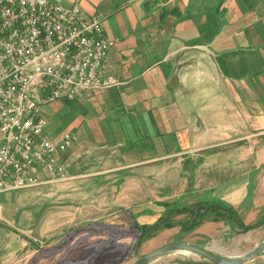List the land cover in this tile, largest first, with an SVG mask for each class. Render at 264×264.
Wrapping results in <instances>:
<instances>
[{
	"label": "crops",
	"instance_id": "1",
	"mask_svg": "<svg viewBox=\"0 0 264 264\" xmlns=\"http://www.w3.org/2000/svg\"><path fill=\"white\" fill-rule=\"evenodd\" d=\"M54 1L79 4L86 14L99 16L115 40L107 65L117 85L43 107L47 121L48 109L66 114L54 136L47 130L51 138L69 131L78 137L61 155L70 175L64 189L78 190L79 204L127 206L111 213L101 209L106 214L89 221L129 232L118 240L128 246L132 223L152 226L167 213L182 222L190 208L217 199L235 208L246 224L259 220L263 228L264 0ZM152 176L160 180L158 189ZM174 189L181 193L176 204L164 203ZM155 191L162 201L154 200ZM138 193L144 197L132 202ZM183 233L181 225L160 230L141 244L136 261L175 240L235 241L223 220H205L190 231L196 241ZM243 240L252 245L229 255L251 252L264 241V232ZM4 244L0 261L17 251L11 235ZM112 245L111 231L102 229L79 233L65 249L43 254L50 255L46 264H94L112 253ZM208 250L224 253L218 244ZM167 256L151 264H201L203 259ZM244 264H264V253Z\"/></svg>",
	"mask_w": 264,
	"mask_h": 264
},
{
	"label": "built area",
	"instance_id": "2",
	"mask_svg": "<svg viewBox=\"0 0 264 264\" xmlns=\"http://www.w3.org/2000/svg\"><path fill=\"white\" fill-rule=\"evenodd\" d=\"M114 45L79 4L0 0V194L70 179L61 155L78 137L51 138L43 107L117 85Z\"/></svg>",
	"mask_w": 264,
	"mask_h": 264
},
{
	"label": "rangeland",
	"instance_id": "3",
	"mask_svg": "<svg viewBox=\"0 0 264 264\" xmlns=\"http://www.w3.org/2000/svg\"><path fill=\"white\" fill-rule=\"evenodd\" d=\"M63 111L64 109L57 111V113L49 109L48 112L46 111L47 116L49 114V126H47V130L53 136L54 131L58 127H60V129L63 127V120L66 117V114H64ZM186 172V178L188 179V183L190 185L192 180L190 166L187 167ZM151 178L156 183L155 188L158 189L160 184L159 178L157 176H152ZM171 178L173 179L172 182L174 184L176 182L174 176ZM62 184L63 183H57L51 186L25 188L0 194V251L1 248L6 246L4 243L6 240L10 239V235L12 236V248L17 250L13 253L12 257H2L0 264H46L45 261L48 260L45 259H47V257L54 255L61 249H65L78 236L79 233L75 235L70 243H68L71 228L79 227L82 229L80 234H89L91 233L88 230L89 226H92L91 228L97 231L106 229L111 231L112 234V253L103 255L100 257L101 260L94 262V264H134L136 261V251L133 247L134 237L132 233H130V237L132 238L131 243L128 246H125L118 243V240L127 237V233L129 232H124L118 228L111 227V225L100 220L95 221V223L89 221L91 218L104 216L106 213L101 209H106V212L111 213V211L123 210L127 206L79 204L78 196H80V193L79 195L76 193L78 190L72 188L64 189ZM173 184L170 183L167 186H172ZM152 193L154 200L156 199L158 201H162V193L159 191ZM167 193L174 194L171 199L163 200L165 201L164 203H170L173 205L176 204V198L181 193H178L175 189L173 192L169 191ZM139 197L143 198L144 193H138L137 195L132 194V202L134 200H142V198ZM169 214L170 213H167V215L160 218L158 222L167 219L174 220L173 218L175 215L171 216ZM226 222H228V225L230 226V234L235 237V241L231 238H226L224 241L218 240V238H206L205 240H201L202 244L200 245L205 248L212 249L214 245L218 244L223 247L222 251L224 253L220 254L216 251L213 252L222 256H228L235 250H243V248H248L252 245V243L244 241V238L248 239L250 236L260 237L264 232V225L263 228L258 226L259 220L255 223L249 224L252 226L249 230H246L244 227L241 228L233 225L229 221ZM131 231L134 232V230ZM183 235L189 237L192 241H196L197 239L194 235L189 234V232L184 231ZM240 241L241 244L238 245L237 243ZM36 245L38 248L35 249ZM48 248H50V250H48ZM72 248L73 246L70 247V249ZM45 251H50L51 254L49 256L47 254H43ZM174 254L181 258L180 260H187L192 257L195 259L200 258L199 256L184 250L171 251L165 255L171 257ZM1 256H3V254ZM61 262L63 263V261ZM199 262L201 264H211L207 260L203 259ZM91 264H93V261Z\"/></svg>",
	"mask_w": 264,
	"mask_h": 264
},
{
	"label": "trees",
	"instance_id": "4",
	"mask_svg": "<svg viewBox=\"0 0 264 264\" xmlns=\"http://www.w3.org/2000/svg\"><path fill=\"white\" fill-rule=\"evenodd\" d=\"M173 214H177L180 211L178 208L174 207L171 210ZM190 217L186 220H182V222H177L174 220H164L161 222H157L156 224L152 226H135L132 223L131 229L135 230L133 237H134V250L137 251L138 248L141 246V244L149 239H152L153 236H155L160 230L162 229H167L168 227H174L176 225H181L182 230L185 232H190L198 228V226L203 223V221L208 220V221H229L233 225L239 226L241 228H245L246 230H249L252 228L251 225H246L244 221H242L241 216L239 212L233 208L232 206H229L228 204L226 205L224 202L217 200V199H212L211 202H204V203H199L197 206H194L193 208L189 209ZM92 227V226H91ZM90 226L88 227L89 231L91 233L96 232L97 230L91 228ZM70 236L68 239V243L71 242V240L75 237L76 234L81 232V228H71L70 229ZM116 231V230H115ZM124 234V233H123ZM38 248L36 245L35 249Z\"/></svg>",
	"mask_w": 264,
	"mask_h": 264
},
{
	"label": "water",
	"instance_id": "5",
	"mask_svg": "<svg viewBox=\"0 0 264 264\" xmlns=\"http://www.w3.org/2000/svg\"><path fill=\"white\" fill-rule=\"evenodd\" d=\"M183 250L197 255L207 260L211 264H244L245 262L250 261L258 257V255L264 253V241L259 243L249 253L231 254L228 256H222L215 252L209 251L207 248L199 244L196 245L184 239L175 240V241L168 242L167 244H164L160 247H157L156 249H153V251L140 256L138 260L135 261L134 264H151L154 260H156L160 256L168 254V252L183 251Z\"/></svg>",
	"mask_w": 264,
	"mask_h": 264
}]
</instances>
